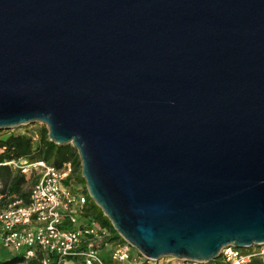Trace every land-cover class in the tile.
I'll return each mask as SVG.
<instances>
[{
  "label": "water",
  "instance_id": "water-1",
  "mask_svg": "<svg viewBox=\"0 0 264 264\" xmlns=\"http://www.w3.org/2000/svg\"><path fill=\"white\" fill-rule=\"evenodd\" d=\"M35 122L144 258L264 244V0H0V131Z\"/></svg>",
  "mask_w": 264,
  "mask_h": 264
},
{
  "label": "built area",
  "instance_id": "built-area-1",
  "mask_svg": "<svg viewBox=\"0 0 264 264\" xmlns=\"http://www.w3.org/2000/svg\"><path fill=\"white\" fill-rule=\"evenodd\" d=\"M0 165L32 182L26 202L17 194L0 191V247L8 257L20 255L22 264L37 255L40 264H49L51 256L59 264L157 263L140 255L113 228L117 238L111 230L81 217L88 195L85 188H74L69 181L64 184L69 163L54 168L41 161L27 164L15 159ZM252 259L264 264V244L249 249L226 246L210 262L172 259L170 264H248Z\"/></svg>",
  "mask_w": 264,
  "mask_h": 264
},
{
  "label": "trees",
  "instance_id": "trees-1",
  "mask_svg": "<svg viewBox=\"0 0 264 264\" xmlns=\"http://www.w3.org/2000/svg\"><path fill=\"white\" fill-rule=\"evenodd\" d=\"M36 141L25 135L9 134L0 137V163H5L15 159H23L27 164L34 162H44L59 168L62 164L69 163L71 170L64 184L67 185L71 179V175L75 174L79 169V160L75 150L70 145L57 146L47 140V132L45 127H39L36 133ZM78 182L84 184L81 178ZM32 182L27 181L25 176L20 172L12 171L6 165H0V191L17 194L26 202L28 196V187ZM84 191V190H82ZM82 218L97 223L101 227L111 230L113 238H117L116 233L108 220L102 215L100 210L87 198L84 204ZM49 264H59L53 256L49 257ZM20 255L8 257L0 260V264H22ZM26 264H40L39 255L35 259L28 261ZM248 264H259L256 259H252Z\"/></svg>",
  "mask_w": 264,
  "mask_h": 264
},
{
  "label": "rangeland",
  "instance_id": "rangeland-1",
  "mask_svg": "<svg viewBox=\"0 0 264 264\" xmlns=\"http://www.w3.org/2000/svg\"><path fill=\"white\" fill-rule=\"evenodd\" d=\"M39 127H44V126L40 123H37V122L27 124V125H22L19 127H15L11 130L0 131V136L7 135V134L25 135V136L30 137L32 139V141L34 142L37 139L36 133H37V129ZM78 178H81L80 177V169L75 174L71 175V179L69 182L74 188H77L79 190H84L85 186H84V184L78 182V180H77ZM7 257H8L7 251L0 247V260H5V259H7ZM170 263H174L172 261V258L163 257V258H160L159 260H157L156 264H170ZM67 264H70V263H67Z\"/></svg>",
  "mask_w": 264,
  "mask_h": 264
}]
</instances>
